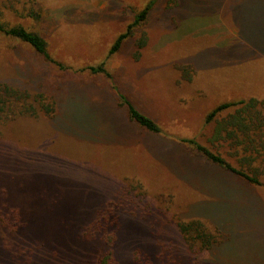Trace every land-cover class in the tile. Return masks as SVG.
I'll use <instances>...</instances> for the list:
<instances>
[{"label":"rangeland","instance_id":"1","mask_svg":"<svg viewBox=\"0 0 264 264\" xmlns=\"http://www.w3.org/2000/svg\"><path fill=\"white\" fill-rule=\"evenodd\" d=\"M39 1V21L13 19L42 35L62 67L0 35V80L55 102L53 115L8 124L0 141V192H12L27 215L13 238L0 225V264H28L34 243L42 247L33 264H98L99 252L76 231L125 177L152 195L170 193L176 215L123 217L117 264L165 244L184 258L174 219L189 207L228 235L206 251L208 264H264V187L221 172L176 141L194 138L228 159L223 145L208 142L213 123L204 118L222 102L264 99V0ZM146 6L145 20L108 54ZM101 63L109 76L85 69ZM118 92L155 120L159 135L129 120ZM4 238L16 254L4 249Z\"/></svg>","mask_w":264,"mask_h":264},{"label":"trees","instance_id":"2","mask_svg":"<svg viewBox=\"0 0 264 264\" xmlns=\"http://www.w3.org/2000/svg\"><path fill=\"white\" fill-rule=\"evenodd\" d=\"M42 8L39 0H0V35L27 44L43 59L62 67L48 54L47 43L42 35L13 19H31L37 22L41 18ZM148 11L149 6H146L135 14L126 31L115 39L108 54H113L120 48L122 41L132 33L133 28L141 25L145 20ZM145 41V37H141L137 41V48L141 49ZM85 69L91 74L103 73L109 76L103 63L87 66ZM117 97L120 104L126 107L130 121L153 135L160 134V127L153 118L136 109L123 94L118 92ZM54 112L55 102L42 92H31L27 88L0 80V141L6 135L8 124L11 128L14 122L18 123L21 118H37L41 114L51 116ZM204 123H213L208 142L213 145H223L228 159L194 138H176L177 143L185 145L187 153L191 156H202L221 172L234 175L249 185L264 187V99L250 97L219 103L205 115ZM193 190L190 186L187 189L185 187L186 192L191 193ZM173 209L176 208L170 193L152 195L141 180L136 177H125L120 188L110 199L102 205L99 203L93 207L85 221L80 224L76 235L79 241L89 248L94 247L99 252L98 264H117L114 255L122 236L120 231L123 229V217H138L152 221L161 214L176 215ZM186 216L174 219L183 237L184 258L177 253L174 244H165L166 246L162 245L160 252L153 256L136 249L132 254V264H154L156 260L164 261L166 256L170 257L166 260V264L169 262L170 264H208L206 251L214 244L220 245L228 235L194 207H189ZM26 220L25 208L16 201L12 192L8 189L2 190L0 225L8 230L10 238L17 236L22 226L23 233ZM34 244H37L35 249L27 254L30 261H27L28 264H33L34 257L42 247L41 243ZM2 245L8 254H16L10 239L4 238Z\"/></svg>","mask_w":264,"mask_h":264},{"label":"crops","instance_id":"3","mask_svg":"<svg viewBox=\"0 0 264 264\" xmlns=\"http://www.w3.org/2000/svg\"><path fill=\"white\" fill-rule=\"evenodd\" d=\"M227 242V239H225V241H223L219 246H222V244H225Z\"/></svg>","mask_w":264,"mask_h":264}]
</instances>
